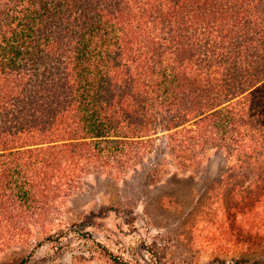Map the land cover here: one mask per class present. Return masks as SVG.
Segmentation results:
<instances>
[{
    "label": "trees",
    "instance_id": "obj_1",
    "mask_svg": "<svg viewBox=\"0 0 264 264\" xmlns=\"http://www.w3.org/2000/svg\"><path fill=\"white\" fill-rule=\"evenodd\" d=\"M212 152L210 240L264 264V0H0V250L89 175L159 181Z\"/></svg>",
    "mask_w": 264,
    "mask_h": 264
},
{
    "label": "rangeland",
    "instance_id": "obj_2",
    "mask_svg": "<svg viewBox=\"0 0 264 264\" xmlns=\"http://www.w3.org/2000/svg\"><path fill=\"white\" fill-rule=\"evenodd\" d=\"M151 169L123 179L89 175L44 229L36 224L27 241L2 247L0 264H234L241 255L239 264H247L263 253L258 245L238 251L210 240L220 233L209 211L224 170L220 154L210 153L193 173L159 181Z\"/></svg>",
    "mask_w": 264,
    "mask_h": 264
}]
</instances>
